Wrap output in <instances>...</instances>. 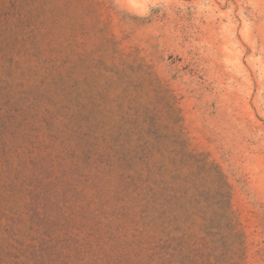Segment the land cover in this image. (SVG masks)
Returning a JSON list of instances; mask_svg holds the SVG:
<instances>
[{"label":"rangeland","instance_id":"rangeland-1","mask_svg":"<svg viewBox=\"0 0 264 264\" xmlns=\"http://www.w3.org/2000/svg\"><path fill=\"white\" fill-rule=\"evenodd\" d=\"M0 264H264V0H0Z\"/></svg>","mask_w":264,"mask_h":264}]
</instances>
